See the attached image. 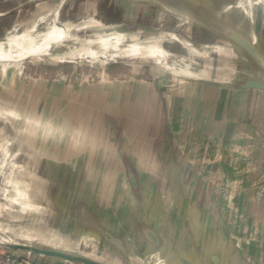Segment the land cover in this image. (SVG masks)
I'll use <instances>...</instances> for the list:
<instances>
[{"label":"rangeland","instance_id":"374dc122","mask_svg":"<svg viewBox=\"0 0 264 264\" xmlns=\"http://www.w3.org/2000/svg\"><path fill=\"white\" fill-rule=\"evenodd\" d=\"M96 1L97 0H0V48H5L8 52L13 49L22 52L20 54H0V80L1 74L9 75L11 73L10 69H20L23 70V76L30 75L29 78L36 79H54L57 77L58 73H63L66 80H73V77L79 78L77 75H80L82 76L81 78L85 80L82 82V85H84L92 84L93 80H100L102 74L105 77L107 73L111 74L110 72L114 71V87L116 83H121V81H116L118 77L121 78L125 76L127 80H140L142 84L146 85L147 95L150 93L148 89L150 90L152 88L151 84L153 80L156 79L157 86L159 85V87H161L157 88L162 99L157 102L161 103L163 107H167L169 97L172 95V92L176 90L174 89L176 87L175 84H179L178 81H181V85L183 84L182 80L184 79L181 77L180 73L181 70L187 66V61L190 62L188 63L189 68H192L195 72L193 80L197 79L196 77L199 75L200 80L202 78H208L213 81V79L221 78L222 81L227 83L233 82L231 84H235L241 82L243 79H250L256 75H260L264 78V70L260 68L259 64H257V62L242 49L240 44L237 43H243L246 42V40L249 42L256 39L264 59V17L259 9L254 8L243 0H152L161 4V6L154 5L147 0L148 3L146 5L144 4L145 9L147 8L146 11L155 8L154 10H156V12L154 11L151 15H148L146 12L147 16L144 18L135 15L129 19L130 22L125 20V22H122L119 26L110 27L111 29L104 26H102V28L101 22L95 18L96 9L94 5ZM113 1H115V4L126 3H122V0ZM61 2H63V6L61 10H58V6ZM167 2L168 4H166ZM245 10L247 11V15L244 13ZM137 15H139V12ZM114 16L115 18L112 17V19L122 20L119 14H115ZM54 17L62 27L67 29H73L83 23L90 25V22H92V24H94L93 22L95 21L97 23L99 22V28L97 26H94V28L92 26H87V30H84L86 32L82 31L77 34L78 38L92 39L94 36L100 35L105 31H114L115 28L117 30H141V26L138 27V24L146 23L152 27L146 28L145 30L168 33L174 35L176 39L198 44L199 46L189 45L185 47L184 51L177 42L168 40L163 43L164 46H162V52L165 57L163 60L159 61L148 58L141 60L134 59L131 61L114 59L109 55L106 46L103 47L99 45L96 47L92 46V51L88 54H79V56L66 52L68 50H63V55H65L62 56L63 59H56V57L52 58V56H45L44 54L46 53L41 46V44L45 42L46 35L50 30L44 25L50 23ZM8 35H10V40H1ZM101 48V54L103 55L97 53V50ZM103 48L105 51H103ZM130 51L132 52V50ZM111 53L114 54L117 53V51L111 50ZM3 59L19 60L13 62L3 61ZM171 62L172 66L169 67L168 64ZM10 64H12L13 67L10 66ZM156 65L158 66L156 67ZM159 73L163 76L172 73L173 77L170 76L169 81L166 83L163 82L166 77H161V82L158 83ZM98 74L101 75L96 77ZM200 80L198 83H200ZM100 85L104 84L101 83L98 86ZM45 88L49 90V87ZM81 88L83 89L84 86H81ZM1 89L3 88H0V98L9 95L8 92H4V90L1 91ZM103 90H105L104 87H99L94 92L97 98L96 104H98V106H103L105 104L102 100ZM71 91L72 90L69 91L68 89V91L64 93L58 92L60 94V103L66 109L77 99L75 96L81 93L77 90L76 95H74V92ZM82 92L81 94L85 95L84 90H82ZM58 93L55 96L56 98ZM96 93L99 94L96 95ZM130 93V95L135 96V92L131 91ZM209 94H206L207 97L205 96L206 104H209V102L214 99L216 100V96H214L213 93ZM132 96L128 103L134 102ZM261 97V95H258L255 97V100L252 101V104L249 105L245 104L249 100V97H243L242 101L244 103L239 104L237 109L239 112L242 111V115L247 114L248 111H253L254 108V110L260 109L261 103L264 102V98L262 97L263 99H261ZM19 99L21 98L19 97ZM152 100L155 101L154 98H152ZM257 100L258 102L256 103ZM138 101L135 102V105L140 104ZM155 111L159 112L158 109L153 108V105H148L147 103L143 110V115L146 116V119H143L138 117L137 109L131 111L134 116L126 110V113L120 116L123 123H117L118 125H115L113 130L114 135L117 136L115 138L125 137L124 150L129 152V154H127V158H123V164L129 165L133 170L137 167L136 163L138 160L137 157L131 156L133 150L141 152L145 149H151L153 152H156L158 148L160 152H162V148L158 144V142L160 143L159 139L165 140V136L170 133V128H167L169 125L166 126V124L163 123L162 116L156 117V115H154ZM161 111L162 113L167 112H163V109H161ZM21 112V108L17 110L18 117ZM23 112L25 113L24 109ZM28 112L31 115L34 114L33 112L35 111L33 110L31 112L30 109ZM9 113L10 112L7 114ZM67 113V116H69L70 112ZM52 121L53 122H50L49 126L54 124L55 118H53ZM52 127L56 128L58 126L55 123ZM60 127L61 129L63 128L62 125H60ZM66 127L65 131L69 132V126L67 125ZM51 130V132L54 131L53 129ZM164 130H166V134H163L162 131ZM214 132L216 133V130H214ZM81 134L83 135L84 132ZM254 134H258L261 137L254 142L252 141V144L247 143V145H251V147H247L244 144L245 141H241L242 144H240V147L243 148L244 152L253 150L257 144L259 146H264V127L259 126V128L254 130ZM182 141V147L184 148V138ZM230 146L231 142L229 145H223V143L218 140L203 141V143L198 142V144L194 146L196 156L192 157V160L197 167L195 172L196 175L212 187V194L216 197L219 195L223 200V203H221L222 206H224L225 203L226 209L232 210L233 199L231 200V198L233 196V190L231 184L236 181H240L243 184H246V182L250 180L263 181L264 171L259 173L258 178H255V171H243V173L236 174V176L225 169L220 171V167L217 168V166L227 164L228 162L230 164V161L241 164V161L250 159L247 155L240 158H238L237 155L236 158L229 156L228 152L232 150ZM240 147H237V149ZM3 150L5 152L10 151L8 148ZM17 150L21 151L22 148H18ZM18 161H20V158ZM82 161L86 169V172L79 174L83 179V188L80 189V187H76L78 190L75 189V181L73 179L74 173L71 172L69 175L66 173L67 176L70 177L67 179V184L63 189L54 183L55 179H50L48 186L51 195L50 198H46L50 203L46 206L48 210H44L41 206L33 205L30 196V201L26 200V192H28L31 186L28 181L31 180L30 175L33 174L24 172L23 169L16 165H14V168L11 170H6L5 168L7 165H4V161L0 159V232L2 235L4 234L3 236L11 237L14 242L18 241L19 243L27 245H31L32 243L38 245L44 244L79 258H91L95 261L107 264H132V262L123 260L121 256L115 252L114 246L109 245V243H106L100 238L96 230L92 228V219H88L87 214L81 215L82 209L83 211L90 212V215L94 218V223L102 224L103 228H109L114 234L121 233V231L124 233L130 230L133 221L130 222L129 226H124L127 223L126 221H123V223L122 220L118 219L119 210L121 215V211L125 212V210H129L130 208V213L128 215L132 220L138 219L139 217L141 218V212H139L137 205L127 206L125 203L124 206V202H122V198L124 197L123 194H125L126 191L127 194L131 193L130 195L132 196L128 178L125 173L121 172L122 168H119L120 170L118 171L115 167L118 162L114 163V158H109V163L106 164L104 158L99 157L97 162L98 169L94 172V166L90 165L91 159L89 157H84ZM146 163H149V161ZM151 163L153 164V159H151ZM28 167L30 168V166ZM214 167H216V170L213 171ZM208 169L211 170L209 171ZM230 170H232V168H230ZM158 175L160 174L158 173ZM164 175L166 177V182L169 179L175 182L174 176H179L181 186H179L177 190L170 189V193L173 195V193L176 192L177 196L183 195L185 192V173L162 174L159 180L163 181L165 179ZM140 176V180L144 185L150 186L146 188L147 192L145 193L148 196L147 203L144 204L141 209L150 211V209H154L156 206L154 205V199L158 195L160 196L161 189H158L157 186H152L151 182L154 181V178L156 179L154 174L153 177L152 175L150 176V173L145 176L140 174L139 177ZM76 177H78V174H76ZM119 182L123 183L125 188H122ZM156 182H158V179ZM240 182H238L237 185L238 189L235 190L237 193H249L254 190L248 185L245 188H239ZM13 183L18 184L17 187L11 185ZM54 186H58L60 189L54 188ZM260 188H262L261 185ZM60 192H64L66 196L64 199L60 197L58 201L57 195ZM35 199H38L36 192ZM226 199L229 200L227 201ZM40 200L42 199L40 198ZM69 201L78 204H69L71 203ZM108 209H112L111 215L108 213ZM107 217L110 218L107 220ZM150 218L154 226V218ZM243 218L244 216L242 219ZM239 222H242V220ZM243 222L245 224L244 219ZM243 232H247L248 234L249 228H247V231L245 228ZM239 237L242 242L249 240L248 235L244 237V235L241 234ZM144 251L145 250H141L139 254L136 255L140 258L135 256L133 264H138V262H145V264H147V262H150L154 258L153 254L147 253L148 256L144 259L146 253H144ZM262 253L263 254L258 256L264 257V252ZM37 261L40 264H68L42 257L37 258Z\"/></svg>","mask_w":264,"mask_h":264},{"label":"crops","instance_id":"0c3cea01","mask_svg":"<svg viewBox=\"0 0 264 264\" xmlns=\"http://www.w3.org/2000/svg\"><path fill=\"white\" fill-rule=\"evenodd\" d=\"M121 2L126 3L115 4L113 0L96 1L94 5L96 9L95 18L101 22V26L113 28L121 25L125 20L129 21L135 15L144 18L147 16L146 12L148 15H151L154 11L156 12L154 10L155 8L146 11L147 8L145 9V5L148 3L147 0H122ZM152 4L157 5L156 3ZM138 12L139 15H137ZM115 14H119L122 20L112 19V17L115 18ZM138 26H142L141 30L152 27L146 23L138 24ZM4 60L15 62L19 59ZM188 63L190 62L187 61V66L180 73L184 79L182 80L183 84L181 85V81H178L179 84H175L176 87L174 89L176 90H173L174 92L169 97L167 107H163L161 103L157 102L162 99L158 91V88L161 87L159 85L157 86L156 79V81L153 80L151 84L152 88L150 90L148 89L150 93L147 95L146 85L142 84L140 80H127L125 76L118 77L116 81H121V83H116L115 88L114 71H111V74L107 73L105 77L102 74V78L98 81L93 80L92 84L82 85V82L85 80L80 75H77L79 78L73 77V80H66L63 73H58L54 79H36L29 78L30 75L23 76V70L10 69L11 73L9 75L1 74L0 80V88H3L1 91L4 90V92L9 93V95L0 98V159L4 161V165H7L6 170H11L16 165L23 169L24 172L33 174L30 175L31 180L28 181L31 186L28 192H26V200L30 201V196L33 205L41 206V208L46 210L47 204L50 203L49 200H46L51 195L48 186L50 179H55L54 183L63 189L67 184V179L70 177L66 173L69 175L71 172L74 173L75 189H77L76 187L83 188V179L79 174L86 172L82 161L84 157L91 159L90 165L94 166L93 172L98 169L97 162L100 157L104 158L106 164L109 163V158H114V163L118 162L115 167L118 171L122 168L121 172L126 174L127 169L126 165L123 164V158H127L129 152L124 150L125 137L115 138L117 136L114 135L113 130L115 125L123 123L120 116L126 113V110L133 115L131 111L137 109L138 117L146 119V116L143 115V110L148 103V105H153L154 109H158L159 112L155 111L154 115L156 117L162 116L163 123L166 126L169 125L167 128H170V133L165 136V140L159 139L160 143L158 142V144L162 148V152L158 148L156 152H153L151 149H145L141 152L133 150L131 156L138 158L136 163L137 167L134 169L136 178L135 185L138 188L141 186L139 180L140 174H144L145 176L150 173L152 177L154 174L156 179L154 178V181L151 182L152 186L154 185V187L157 186L158 189H161L160 196L158 195L154 199V205H156L154 210L155 212L164 211L166 215L163 218L164 222H170L172 224L173 220H176V214L173 213V209L175 205L174 201L177 199L171 195L168 189H173L176 183L181 184L180 178L175 175V182L171 179L166 182L165 175L163 181L159 179L162 177V174L166 173H185V197L180 200L185 205L183 211L187 214L188 203L191 205L193 203L197 205L199 203L202 205L208 204L217 219L213 220L212 225L208 222L207 226L209 229H215L214 226H217L220 230L218 232L219 235L236 238L237 246L244 257L245 264H264V257L258 256L264 252V180H250L246 184L236 181L231 184L233 190V196L231 198V200L233 199V209L229 210L226 209L225 203L222 206L221 203H223V200L219 195L216 197L211 193L212 187L196 175L197 167L192 160V157L196 156L194 146L198 142L203 143V141L218 140L223 145H229L231 142L230 147H232V150L228 152L229 156L236 158L237 155L240 158L247 155L250 159L241 161V164L230 161V164L228 162L227 164L217 166V168L220 167V171L225 169L235 174V176L236 174L243 173V171H255V178H258L259 173L264 171V146L257 144L256 146L254 145L253 150L244 152L240 144H242L241 141H245L244 144L247 147H251L247 143L252 144V141L254 142L261 137L258 134H254V130L259 128V126L264 127V116H262L264 115V102L261 103L260 109L254 110V108L253 111H248L245 115H242V111L239 112L237 107L239 104L244 103L242 101L243 97H249V100L245 103L249 105L252 104V101L258 95L264 98V92L246 89H228L211 84V82L216 81L217 83L227 84L221 78L213 79V81L208 78H202L200 80L198 75L196 77L197 79L193 80L195 72L192 68H189ZM168 65L171 67L172 62ZM100 75L98 74L96 77ZM170 76L173 77V74L170 73L163 76L159 73L158 83L161 82V77H166L163 82H168ZM50 77L52 78L51 75ZM199 80L200 83H198ZM101 83L104 85L98 86ZM81 86H84V88L82 89ZM45 87H49V90ZM99 87H104L105 89L102 91V100L105 103L103 106L96 104L97 98L94 92ZM68 89L69 91L72 90L71 92H74V95H76L77 90L81 93L84 90L85 95L81 93L79 95L78 93L75 96L77 99L66 109L60 103V94L58 92L64 93ZM129 91L135 92V96L130 95L131 93ZM209 93H213L216 96V100L214 99L209 104H206V94ZM131 96L134 102L128 103ZM262 97L261 99H263ZM137 101L140 103L139 105H135ZM20 108L22 112L18 117L17 110H20ZM30 109L31 112L34 110L36 115L35 112L30 115L28 112ZM161 109H163V112H167L162 113ZM8 112L10 113L7 114ZM67 112H70L69 116H67ZM53 118H55L54 124L56 123L58 126L56 128L52 127L54 124L49 126L50 122H53ZM60 125L63 126L62 129ZM67 125L69 126V132L65 131ZM51 129L54 131L51 132ZM214 130H216V133ZM83 132L84 134L82 135L81 133ZM162 132L166 134V130ZM183 138L184 148L182 147ZM237 147L240 148L237 149ZM6 148L10 151L5 152L3 149ZM18 148H22V150H17ZM19 158L20 161H18ZM151 159H153V164L151 163ZM147 161L149 163H146ZM28 166L32 168L30 169ZM208 170L210 171L211 169ZM214 170H216V167H214ZM76 174H78V177H76ZM157 179L158 182H156ZM238 182H240L239 188H245L248 185L255 191L237 193L235 190L238 189ZM119 183L122 188H125L123 183ZM11 185L17 187L18 184L13 183ZM260 185L262 188H260ZM58 186H54V188L60 189ZM147 187L148 185L144 186V188ZM35 192L38 199H35ZM130 194H127V191L123 194L122 202H124V206L125 203L127 206L135 205L136 200L133 198V194L132 196ZM65 196L66 194L64 192L58 193V201L60 197L64 199ZM141 197L142 201L147 203V194ZM69 202H71L69 204H78L72 201ZM129 210L127 209L125 212L121 211V215L119 210L118 219L122 220V222L126 221L127 223L124 226H129L130 222L133 221L129 218ZM189 212H193L190 214L192 216L194 214V208ZM108 213L111 215L112 209H108ZM243 216L245 224L242 219ZM108 218L110 217H107V220ZM241 220L242 222H239ZM171 227L173 228V225ZM244 227L246 231L249 228L248 234L247 232H243ZM107 229L109 230V228ZM120 234L130 247L131 245L134 246L135 241H131L126 233H122L121 231ZM241 234L244 237L248 235L249 240L242 242L239 237Z\"/></svg>","mask_w":264,"mask_h":264},{"label":"water","instance_id":"95a60500","mask_svg":"<svg viewBox=\"0 0 264 264\" xmlns=\"http://www.w3.org/2000/svg\"><path fill=\"white\" fill-rule=\"evenodd\" d=\"M149 1L161 6V4L155 1ZM62 6L63 2L59 4L58 10H61ZM237 43L264 70V59L261 55L262 53L257 40L254 39L249 42L246 40V42ZM211 84L228 89H248L264 92V78L260 75H256L250 79H243L241 82L235 84H221L217 82H211ZM126 169V176L131 186V192L137 202H135V205L138 206L139 212H141V218L139 217L133 220L130 230L124 232L129 236L131 241H135L134 246L131 245L130 247L120 233L114 234L107 228H103L102 224L94 223V218H92L90 212L83 211L82 209L81 213V215L87 214L88 219H92V228L96 230L100 238L106 243L115 247V252L123 260L132 262L133 264L135 256L141 250H145L144 259L148 256L147 253L154 255V258L150 262H147V264H245L244 257L237 246V239L219 235L218 232L220 230L217 226H214L215 229H209L207 226L208 222L212 225L213 220L216 219V215L208 204L202 205L199 203L197 205L193 203L191 205L188 203L186 214L183 211L185 205L180 201L185 197V192L181 196H177L176 192H174L173 196L177 199L174 201L175 205L173 209V213L176 214V220H173L172 224L170 222L165 223L163 220L166 216L164 211L155 212V207L154 209H150V211L141 209L146 204L141 199V196L147 192L146 188H144L145 185L140 180V176L141 186L138 188L135 185L136 178L134 170L129 165H126ZM179 186L181 185L176 183L173 190L179 189ZM168 191H170V188ZM193 208L194 214L191 216L190 214L193 212L189 211H192ZM150 217L154 218V226L152 225L153 221L150 220ZM171 225H173V228ZM0 235L2 234L0 233ZM225 244L226 246H224ZM0 249L9 254L29 257L32 261H36L37 258L42 257L68 264H107L91 258H79L68 255L59 249L44 244L38 245L32 243L31 245H27L14 241L11 243L0 241ZM143 263L145 264V262H138V264Z\"/></svg>","mask_w":264,"mask_h":264},{"label":"bare ground","instance_id":"6f19581e","mask_svg":"<svg viewBox=\"0 0 264 264\" xmlns=\"http://www.w3.org/2000/svg\"><path fill=\"white\" fill-rule=\"evenodd\" d=\"M243 1L253 6L256 9H259L262 12V15L264 17V0H243ZM246 12L247 11L245 10L244 13L246 14ZM90 23H91L90 25L83 23V24H79L78 27L74 26L75 28L73 29L71 28L67 29L65 27H62L58 23V21H56V18L54 17L50 23H48L47 25H44L45 27H48L50 29L49 33L46 35L47 37L45 39V42L41 44L42 48L44 49V52L46 53L44 55L52 56V58L56 57V59L57 58L63 59L62 56H65L63 55V50H68L66 52L70 54L71 53L77 54L79 56V54H84V55L88 54L90 51H92V46L96 47L99 45L103 47L106 46L107 47L106 49L109 55L111 56V58H114V59L131 61L134 59L141 60V59L148 58V59H154V60L159 61V60H163V58L165 57V55L162 52V46H164L163 43L167 42L168 40H174L183 48V50L185 49L186 46H189V45L199 46L198 44H193V43L185 42L180 39H176L174 35H171L168 33L157 32V31H152V30H145V29L142 31V30H131V29L117 30L115 28L114 31H105L104 33L100 35L94 36L92 39L78 38L77 34H79L80 32L84 30H87L86 29L87 26L88 27L92 26L93 28L94 26L95 27L100 26V24H98L96 21L93 22L94 24H92V22ZM9 36L10 35L4 37L1 40L9 39ZM111 50L117 51V53L112 54ZM130 50H132V52ZM101 51H102V48L97 50V53L101 54ZM103 51H105L104 48H103ZM5 53L6 54H9V53H12V54L19 53L20 54L22 52L20 50H14V49L8 52L7 49L0 48V54H5ZM3 235H0L1 242H7V243L12 242L11 237H8V236L4 237Z\"/></svg>","mask_w":264,"mask_h":264},{"label":"built area","instance_id":"2783aa9c","mask_svg":"<svg viewBox=\"0 0 264 264\" xmlns=\"http://www.w3.org/2000/svg\"><path fill=\"white\" fill-rule=\"evenodd\" d=\"M0 264H40L37 260L32 261L29 257L9 254L0 249Z\"/></svg>","mask_w":264,"mask_h":264}]
</instances>
